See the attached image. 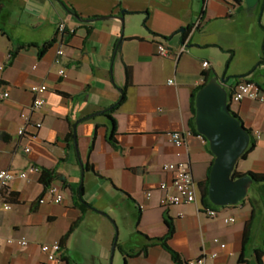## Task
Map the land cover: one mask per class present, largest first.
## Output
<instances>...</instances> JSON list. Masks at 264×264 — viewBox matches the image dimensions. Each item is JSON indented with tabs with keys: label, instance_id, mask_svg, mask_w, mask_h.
Masks as SVG:
<instances>
[{
	"label": "crops",
	"instance_id": "obj_1",
	"mask_svg": "<svg viewBox=\"0 0 264 264\" xmlns=\"http://www.w3.org/2000/svg\"><path fill=\"white\" fill-rule=\"evenodd\" d=\"M0 7V135H6V140L0 139V172H22L31 166L54 171L53 185L64 195L60 205L51 198L42 204L47 192L42 174L12 182L10 191L15 198L8 203L13 208L6 211L0 206V264H52L41 247L61 243L83 216L77 199L82 181L83 198L97 211L85 213L82 224L63 247L59 264H78L80 258L87 264H106L117 237L105 221L111 216L121 218L125 225L123 250L127 252H138L146 244L143 240L132 241L137 231L150 238L165 237L166 219L171 218L176 234L170 245L184 261L206 256L207 264H240L245 254L248 264H259L255 250L263 242L261 220L255 218L251 240L244 245L246 223L253 209H245L244 205L217 209L218 216L211 218L202 202L166 208L162 205L166 192L159 188L172 178L164 166L183 160L191 164L194 177L196 170L200 176L206 175L199 184L208 177L214 157L205 139L190 133L192 96L204 84L205 75L224 77L226 71L231 77L228 88L234 91L238 81L228 74L231 66L241 54L249 63L255 59L246 44H232L256 25L245 14V3L0 0ZM67 7L75 9L79 16ZM123 11L125 26L117 19L99 20L120 17ZM61 22L67 24L65 55H58L60 45L56 42L41 56L45 45L56 39ZM188 28L191 32L184 39ZM123 32L121 52L114 63ZM27 45L31 47L19 50ZM160 45L170 50L168 58L159 55ZM185 46L187 51L182 53ZM230 51L234 58L227 70ZM205 62L210 63V69L204 68ZM126 65L133 70V86L113 114L119 142L115 148L109 141L110 120L103 113L97 114L120 101ZM257 66L233 77L248 75ZM224 67L222 76L219 69ZM62 70L66 75H61ZM172 80L174 84H170ZM248 80L264 91V64ZM43 85L49 89L46 105L31 115L43 127L35 131L34 138L21 136L19 131L26 123L23 115L28 114L34 100L31 88ZM4 93H9V98H1ZM231 106L257 140L256 149L240 162L238 171L264 174V104L244 100ZM72 131L75 140L68 142L66 137ZM173 133L185 134L187 147L182 159L170 141ZM3 191L0 184V200ZM149 192L153 194L151 198ZM100 216L104 218L102 232ZM22 238L28 240V246L17 244ZM128 264L175 263L168 251L154 246L147 257L129 258Z\"/></svg>",
	"mask_w": 264,
	"mask_h": 264
},
{
	"label": "water",
	"instance_id": "obj_2",
	"mask_svg": "<svg viewBox=\"0 0 264 264\" xmlns=\"http://www.w3.org/2000/svg\"><path fill=\"white\" fill-rule=\"evenodd\" d=\"M261 2L262 0H244L245 14L255 22L259 20L260 26L262 24L259 19L260 15L262 14L264 17V11L260 7ZM125 15L126 11H123L120 17H104L99 20L117 19L125 26ZM79 20L85 21L80 17ZM123 39L124 32L115 50L114 63ZM229 82L230 78L228 77L212 74L209 83L198 92L196 97L197 130L208 142V147L215 158L210 175L208 198L214 206L221 209L242 205L250 197L251 190L255 187V180L250 175L234 179L240 162L243 161V157L251 147L253 136L245 124L234 115L228 88ZM120 93V101L104 112L113 110L119 105L124 98L123 89H120ZM82 167L84 168L83 164ZM84 174L85 171H83V176ZM82 186L83 181L81 190ZM98 212L108 216L104 212ZM118 241L117 235L112 250L111 264H113Z\"/></svg>",
	"mask_w": 264,
	"mask_h": 264
},
{
	"label": "built area",
	"instance_id": "obj_3",
	"mask_svg": "<svg viewBox=\"0 0 264 264\" xmlns=\"http://www.w3.org/2000/svg\"><path fill=\"white\" fill-rule=\"evenodd\" d=\"M200 24L196 28H199ZM67 32L66 22H61L58 26V33L56 37L57 44L60 45L58 50V55H65V38ZM187 51V47L183 48L182 53ZM159 55L164 58H168L171 54L168 47L165 45L159 46ZM206 70L210 69L211 65L209 62L203 64ZM61 75H66V70L61 71ZM175 81H170V84H174ZM49 91L48 87L43 86H33L31 92L33 94L34 100L30 107L28 114H24L23 117L26 121L25 125L19 131L21 136H28L34 138L35 131L43 127L42 123L34 122L31 118L32 114L40 112L46 105L45 95ZM9 93H4L1 98H9ZM244 100H251L264 104V91L254 81L251 80H241L238 82L234 89L232 96V103H241ZM204 138V137H203ZM205 139V138H204ZM170 141L176 148V155L178 158L182 159L184 156L183 151L187 147V142L184 133H173L170 134ZM206 141V140H205ZM28 152L31 150L28 149ZM164 171L170 173L172 178L171 182H164L160 185V190L166 192L163 197L162 205L164 207L182 206L184 204H199L202 202L201 190L199 183L196 182L191 164L187 161H180L178 163H170L164 166ZM42 169L37 166H31L22 172H13L9 170H3L0 172V184L3 189L10 188L13 181L16 179L26 180L29 178L30 174H42ZM173 189V192L170 190ZM152 192L148 193V198L152 197ZM51 198L53 202L60 205L64 201V195L62 194L59 187L52 185L46 192L45 197L41 200L42 204L47 203L48 199ZM0 206L6 210H12V205L7 202H1ZM208 215L211 218H216L218 216L217 209H208ZM231 222H236V219H231ZM15 241H10L13 243ZM18 245L26 247L29 242L26 238H22L16 241ZM42 252L47 256L48 260L52 264H59L63 260V247L60 242L53 244H45L41 247ZM217 257V255H214ZM189 264H207L206 256L200 257L196 260L189 261Z\"/></svg>",
	"mask_w": 264,
	"mask_h": 264
},
{
	"label": "trees",
	"instance_id": "obj_4",
	"mask_svg": "<svg viewBox=\"0 0 264 264\" xmlns=\"http://www.w3.org/2000/svg\"><path fill=\"white\" fill-rule=\"evenodd\" d=\"M232 1L237 3V4L244 3V0H232ZM260 7H261V10L264 11V0H262ZM1 10H2V8L0 7V17H1ZM67 10L69 12H71L72 14H74L76 16H79L75 9H73V8L70 9L69 7H67ZM262 18H263V15L261 14L260 18H259L260 22H262ZM146 27H147V21H146ZM261 28H262V30H264V25L263 24H261ZM190 32H191V28H188V29L185 30L184 39L187 38V36L189 35ZM54 44H56V39L54 41L50 42V43H47L45 45L43 51L41 52V56H43L50 48H52L54 46ZM27 47H31V45L21 46L19 48V50L27 48ZM263 51H264V47H263ZM119 52H121V46L119 48ZM229 53L231 54V58H230V60H229V62L227 64V70H229L231 62H232V60L234 58V52L230 51ZM14 58H15V54H12V59L11 60H14ZM263 64H264V55L262 56V59L259 62L258 66L251 73H249L248 75H245V76H235V77H232V78L234 80L238 81V82L241 81V80H246V79L249 78L250 75L254 74L257 71L258 67H260ZM125 74H126V84H125V87L123 88V94H124L123 100L113 110H110V111H107V112L103 113V114H105V116L108 117V119L111 122L112 131H111V134H110L109 141L115 148L119 147V142H118V139H117V137H118L117 121L113 117V114L119 108V106L126 100L127 90L133 86V70H132V68L126 65L125 66ZM211 77H212L211 74L205 75L204 84L201 85L200 87H198L194 91L193 96H192V113H193V117H192V119L190 121V133L192 135H194V136L202 137L199 134V132L197 130V125H196V97H197L198 92L205 85H207L209 83ZM224 77H228L227 76V71H226ZM228 78H231V77H228ZM233 92L234 91H232V92L230 91V97L231 98L233 96ZM63 95L67 96L66 94H63ZM234 115L236 117H238L241 120V122L244 124L243 120L240 118V116L238 114H236L234 112ZM249 131H250V133L253 136L252 144H251V147H250L249 151L243 157V160H246L248 158V156L257 147V140L255 138V135H254L253 131H251V130H249ZM0 139L6 140V135H0ZM73 140H75V133L72 131V132L69 133V135H67L66 141L72 142ZM93 148H94V145L92 146V150H93ZM209 152L213 156V154L210 151V149H209ZM214 161H215V158H214V160L212 162L211 167L209 168L208 177H207L206 181H204V182L199 184L200 185L201 194H202V205H203V207H204V209L206 211L208 209H221V208H218V207L214 206L210 202V200L208 198V190H209V185H210V175H211L212 166H213ZM90 169H91L90 166H88L86 168V170H88V171ZM246 175H250V176H252L254 178L256 190L260 194L261 200L264 202V174L253 173V172L245 174V173H241V172H239L237 170L235 172V174H234V179L241 178V177L246 176ZM55 180H56V173L54 171L43 170L42 177H41V182L44 185V187L46 188V190H48L53 185ZM83 197H84V190L83 189L81 191L78 190V192H77L78 206L82 210L83 216L78 221H76L74 223V225L72 226V228L69 231V233L62 239V241H61L62 247L65 246V244L68 242V240L70 239L72 234L82 224V222L84 220L85 213L88 212L89 210H94V211L96 210L92 205H89L88 203H86ZM14 198H15V195L13 193H11L10 188H6V189H4V191L1 194V200L0 201L8 203V201L12 202V200ZM247 200H249L251 202V204L253 205V214H252V218L246 223V230H245V237H244V245H245V247L248 245V243L251 240L252 229H253V226H254V221H255V218H256V211H257L255 206H254V203H255L254 200L251 197H249ZM166 225L168 227V232H167L166 236L162 237V238H150L149 236L143 234L142 232L137 231L132 236V241H135V242L137 241L138 242L140 240H143V241L146 242V244L138 252H136V251L127 252V251L123 250V254H124V258H125V264H128L129 258H134V257H139V256L147 257L149 255L150 249L153 248L154 246H161L166 251H168L171 254L172 259H173L175 264H189V261H184L182 259V256L180 255V253H178L176 250H174L171 247V245H170V241L172 240V238L176 234V227H175V224H174L173 220L171 218L166 219ZM255 255L257 257L258 263L259 264H264V262H263V258H264V237H263L262 246L255 250ZM239 263L240 264H248V262L245 259V254H242V256H241V258L239 260Z\"/></svg>",
	"mask_w": 264,
	"mask_h": 264
},
{
	"label": "rangeland",
	"instance_id": "obj_5",
	"mask_svg": "<svg viewBox=\"0 0 264 264\" xmlns=\"http://www.w3.org/2000/svg\"><path fill=\"white\" fill-rule=\"evenodd\" d=\"M262 24L264 25V17H263V21ZM246 36L248 37V39L246 40ZM237 39L239 40V43L237 41ZM236 39V41H234V43L232 44H236V46L238 47H244V44L247 45V51L248 49L250 50V53H254V55L256 56L255 59L253 61H251L250 63L246 60L243 59L242 54L235 60L234 64L231 66L230 70H229V75H232V77L236 74H245L246 72H249L250 70H252L253 66H257L258 65V61L260 59V57L263 54V46H264V30H262L259 20L256 21V25L254 26V28L249 29L247 35L243 34L242 38L238 37ZM217 51V53H221L219 52V50H214ZM223 55V54H222ZM226 68L224 67L223 69H219V74L223 76V74L225 73ZM233 80V79H232ZM242 167H244L242 165ZM195 177H196V181L197 183L201 182L203 179L206 178V175H204V177L199 175V171L196 170L195 171ZM250 197L254 200V206L256 208V219L257 220H261L262 222L259 224L260 228L259 230L264 233V202L261 200V196L260 194L257 192L256 190V186L251 190L250 193ZM259 202V204H258ZM245 206V209H253V205L251 204V202L249 200H247L244 204H242ZM241 208V207H240ZM104 218H102L100 216V231L102 232L104 230V226L102 224L101 221ZM107 225L108 227L111 229V231L114 233V236H116V232L117 235L119 237V243H118V247L117 250L115 252L114 255V259H113V264H125V258H124V254H123V246H124V241L126 239V230H125V225L122 222V219L119 217H115V216H111L110 219L107 218ZM116 224H115V223ZM84 231L86 234H88L90 231L87 228V226L84 228ZM91 250L94 249L93 246H91L90 248ZM112 249H113V245L111 248V253L108 259V262L106 264H111V254H112ZM80 262V263H79ZM87 264L83 258L78 259V264Z\"/></svg>",
	"mask_w": 264,
	"mask_h": 264
}]
</instances>
